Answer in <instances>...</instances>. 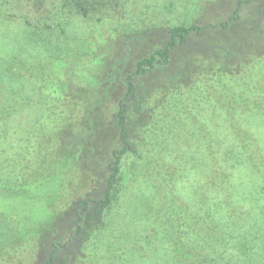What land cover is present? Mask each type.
<instances>
[{"label":"rangeland","instance_id":"obj_1","mask_svg":"<svg viewBox=\"0 0 264 264\" xmlns=\"http://www.w3.org/2000/svg\"><path fill=\"white\" fill-rule=\"evenodd\" d=\"M108 1L99 0L102 6L91 11L88 18L78 12L73 0L69 4L65 0L6 1L9 12L16 15H0V103L10 105L4 101L10 98L13 104L14 95L24 99L14 107L9 119L0 123V151L7 149L0 153V159L5 155L8 162L17 163L13 157L16 155L27 164L25 139L29 143L34 136H49L54 123L46 115L49 109L55 107L53 112L59 107L55 99L62 101V97L56 98L57 91L59 94L64 90L69 94L99 93L105 80L113 95L105 105L114 106L115 97L121 99L125 93H121L123 84L116 85L115 81L124 83L140 59L165 45L170 28L202 27L203 31L188 44L172 50L166 68H156L135 81L139 93L149 98V105L145 109H133L142 121L135 125L134 149L123 159V179L117 185L114 201L103 213L104 228L91 237L74 240L70 247L75 249L70 264H172L168 244L171 229L161 216L153 214H165L168 200L173 198L178 205L184 204L185 198H180L183 195L177 197L173 190L177 185L181 193L189 191L190 180L186 179L189 166L181 168L180 161L195 163L193 171L198 176L205 175L206 170L211 172L206 162L214 160L219 152L208 127L218 129L221 123L247 125L264 152V118L251 115L253 112L249 117V113L239 116L247 111V100H253L248 90L257 91L259 94L255 95L264 98V0H253L240 10L239 1L247 0H120L119 6L111 9L104 6ZM236 11L238 20L224 29L222 24L236 15ZM109 80L114 81L109 83ZM173 97H181L186 104L171 110L167 105L174 101ZM162 100L164 104L158 107ZM100 112H106V107ZM164 116L179 119L171 124H180L181 131L173 132L171 124L164 122ZM222 116L224 121L219 118ZM98 130L100 137L95 138V143H99L95 147L105 144L107 134L104 127ZM225 139L229 144L234 137ZM89 141L73 152L77 161L85 147L88 170L96 160L91 149L94 145L90 147ZM179 145L185 149L174 154L181 149ZM202 146L207 153L199 152ZM55 152L59 153L58 147ZM259 160L257 157L256 161ZM260 162L258 166L264 170V160ZM70 168L64 169L68 179L54 181L55 187L64 179L62 186L67 185L68 192L76 191L73 197L79 191L85 195L93 191L100 194L102 186L95 188L96 178L86 190L73 186L79 171L75 168L72 173ZM11 170L13 173L16 168ZM247 177L251 183L264 181V177L252 170L247 172ZM32 182L29 179L16 195L15 191L0 188L4 196L0 201V222L4 224L0 225V264L11 262V253L16 252L14 247L21 249V255L14 258L15 264H44L53 249L52 241L58 238L66 243L71 237L73 220L58 218L54 213L73 197L58 205L53 200L56 192H46L48 185L43 182L39 187L29 188ZM256 185L264 191L263 184ZM194 190L195 202L200 203L202 185H196ZM168 191L171 195L166 194ZM67 208L59 210L60 213ZM31 236H37L33 243L37 249L32 256L28 252L33 245L30 246ZM8 249V255H3Z\"/></svg>","mask_w":264,"mask_h":264},{"label":"trees","instance_id":"obj_2","mask_svg":"<svg viewBox=\"0 0 264 264\" xmlns=\"http://www.w3.org/2000/svg\"><path fill=\"white\" fill-rule=\"evenodd\" d=\"M6 1L8 0H0V15L15 16L16 14L9 12L10 9L6 6L8 4ZM252 1H239L238 10L244 4H249ZM65 2L69 4L70 0H65ZM73 2L78 12L86 18L90 16L91 11L103 4L99 0H73ZM120 2V0H109L104 6L111 9L115 6L118 7ZM237 15L238 11H236V15L231 16L229 21L222 24L223 28L228 29L231 24L237 21ZM202 31V27L198 25L170 28L167 31L169 40L165 45L155 49L149 56L140 59L135 70L128 74L124 83L115 81L116 85L122 86L123 84L121 93H125L121 99L118 96L115 97L116 102H112L114 106L105 105L113 98L105 80L101 82L99 93L92 91L87 94H69L64 90L59 94L56 90L58 93L56 98L62 97V101L56 99L54 101L62 105V108L59 105L53 112L55 107L48 110L46 116L48 120L53 118L54 123L49 136L46 137L43 134L40 137L34 136L29 143L25 139L24 145L25 147L28 145L26 150H28L29 157L26 158L27 164L17 159L16 155L13 157L14 161H18L17 163L8 162L5 155L0 159V188L15 191V195L27 186L29 179H32L33 182L28 187H39L42 182L48 185L46 192H56L53 200L58 205L62 204L63 200L70 201L76 191L68 192L65 189L67 185L62 186L64 179H68L64 173L66 167H71L72 173L75 168L76 171H79V176L75 179L78 184L73 182V186L76 185L79 189L86 190L88 186L92 187L95 178L98 180L95 188L99 185L102 186L100 194L96 193L98 191H93V193L85 195L79 191L78 195L69 202L71 205L67 203L64 208L57 207L55 216L58 218L70 217V220H73V231L66 243H61L58 238L52 241L53 249L49 252L44 264H60L59 262L70 264L69 260L71 256H74L71 252L75 251V249H70L73 241L91 237L95 231L104 228L103 213L111 208L114 201L117 185L123 179L121 171L123 159L128 152L134 149L135 125L136 122L142 121L141 116L135 110L137 108L145 109L149 105V98L145 94L139 93L140 89L135 81L156 68H166L170 64L172 50L177 46L188 44L193 36ZM113 81L109 80V83ZM256 92L250 91L249 93V90L247 91L253 100H247V111L240 113V118L247 113H249V117L252 112L251 115L256 114L258 118H264V98L256 96ZM180 94L182 97L183 92ZM257 94L259 93L257 92ZM181 97L180 99L173 97L174 101L167 106L171 107L173 111L178 110L182 104H186V101H182ZM23 99L21 95H14L13 104L10 98L4 100L10 105L0 103V123H5L9 119V116L15 111L14 107L21 104ZM160 102L157 104L158 107L164 104L163 100ZM102 107H106V112H100ZM134 108L135 110H133ZM164 111L166 112V110ZM219 118L224 121L223 116ZM174 120L179 119H171V117L168 119L164 116L165 123L171 124ZM144 122L146 121L144 120ZM101 127L107 130V134L104 136L105 144L95 147L99 143H95V138L100 137L97 131H101L98 130ZM171 127L173 132H177L181 128L180 124H171ZM208 129H210L212 138L216 140V149L219 152L214 160L206 162L210 165L212 173L210 170H206L204 171L205 175L198 176V173L193 171L195 163L190 160H186V163L179 160L181 168L186 167L185 165L189 166V171H186L188 172L186 179L190 180L188 181L189 191L183 194L177 185L173 186V190L177 197L183 195L180 198H185L184 204L178 205L173 198L168 200L167 213L157 215L155 211L156 214H153L156 217L161 216L160 218L171 229L168 244H170L169 248L172 253V264H264V191L259 185H256L257 182L264 185V181L259 180L251 183L247 177V172L250 170L264 177V170L258 166L261 164L260 161L264 160V152L261 151L260 143L257 142L255 134L247 128V125L226 126L221 123L218 129L211 126ZM148 132L150 131L148 130ZM228 136L234 137L229 144L225 139ZM89 139L90 147L94 145L91 149L96 154V160L92 161L93 166L88 170L90 164L86 158L85 147L80 151L82 158L77 161L73 159V152L80 145L83 147L84 142ZM105 145L108 147L106 148ZM22 147L23 144H21ZM57 147L59 153L55 152ZM179 147L181 149L174 154H179L185 149L182 145ZM36 149L37 155H35ZM198 149L199 152L207 153L205 146ZM3 151H7V149H1L0 153ZM62 153L64 156H61ZM9 156V154L6 155V157ZM140 156L143 158V154ZM102 157L105 159L103 160ZM257 157L260 158L259 161H256ZM52 161L55 162L54 166ZM32 164L35 165L32 166ZM79 166H83L84 169L78 168ZM12 167L16 168L13 173L10 172ZM34 176L41 179L33 180ZM61 178H64L60 184L62 187L59 185L55 187L53 182ZM15 180L18 181L14 182ZM71 180L73 181V179ZM199 184L202 185L203 199L200 203H196L194 187ZM168 193L171 195L170 191L166 192V194ZM1 194L0 201H3L4 196ZM67 196L70 198L68 199ZM98 196L101 197L97 198ZM65 208L67 209L60 213L59 210ZM157 221L161 222L158 219ZM0 225L4 226L3 221L0 222ZM36 239L37 236L30 237V246L36 242ZM4 246L2 245V247ZM166 248L168 249V247ZM9 249L3 255L7 256ZM12 249L16 252L11 253L9 264H15L14 258L21 255L19 247ZM36 249L34 244L29 247L28 252L31 256Z\"/></svg>","mask_w":264,"mask_h":264}]
</instances>
